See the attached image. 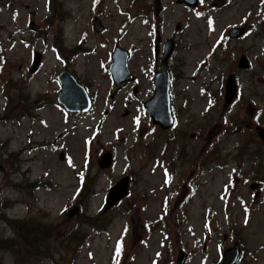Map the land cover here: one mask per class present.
Listing matches in <instances>:
<instances>
[{"label": "rangeland", "instance_id": "obj_1", "mask_svg": "<svg viewBox=\"0 0 264 264\" xmlns=\"http://www.w3.org/2000/svg\"><path fill=\"white\" fill-rule=\"evenodd\" d=\"M160 5L155 15L154 0H0V243L14 238L15 221L38 227L44 246L20 264H174L181 251L183 264H220L234 242L237 264H264V2ZM237 26L244 35L228 37ZM157 35L160 52L175 40L165 130L142 105L160 67ZM115 45L129 51L134 75L120 86L108 72ZM243 54L248 68L237 67ZM65 67L91 99L86 112L57 102ZM231 73L237 96L223 109ZM107 151L113 164L102 169ZM125 175L128 194L105 209ZM79 226L85 242L67 245ZM0 245V264H14Z\"/></svg>", "mask_w": 264, "mask_h": 264}, {"label": "water", "instance_id": "obj_2", "mask_svg": "<svg viewBox=\"0 0 264 264\" xmlns=\"http://www.w3.org/2000/svg\"><path fill=\"white\" fill-rule=\"evenodd\" d=\"M178 3H184L187 6L195 7L198 0H178ZM163 6L160 5V0H154V13L159 15ZM30 27L35 29L36 26L30 23ZM95 30L100 31L102 25L96 20ZM178 29V27H177ZM244 33L243 27H232L228 30L230 37L238 38ZM160 37L156 36L155 40V59L160 62V67L154 73L153 85L154 89L151 97L143 102L146 112L151 117L154 124L159 125L162 129H168L173 123V115L170 106L169 86H170V74L168 70V61L174 50V39L167 38L164 42L163 49L159 54ZM130 55L129 52L115 45L110 53V66L109 72L112 80L116 86L124 82H129L133 79L128 68V61ZM41 54L37 51L33 56L32 63L29 67V71L34 73L40 64ZM249 60L243 54L240 55L237 61L239 68H248ZM57 79L59 81L60 89L57 93V102L63 105V107L71 112L87 111L91 106L90 97L86 92V89L81 86L74 76L65 67L58 73ZM136 89H134V93ZM237 96V82L234 74H228L224 81V100L222 108L226 109ZM257 134L264 141V127H257ZM98 165L100 168L105 169L112 163L111 152H104L98 157ZM129 177L124 176L120 178L108 191L105 202V209L117 204L128 193ZM1 202V201H0ZM76 210V207L72 208L68 215L72 216V213ZM240 257V247L238 242H234L233 246L223 251V256L220 264H236ZM186 255L184 252H180L176 258L175 264H183Z\"/></svg>", "mask_w": 264, "mask_h": 264}, {"label": "trees", "instance_id": "obj_3", "mask_svg": "<svg viewBox=\"0 0 264 264\" xmlns=\"http://www.w3.org/2000/svg\"><path fill=\"white\" fill-rule=\"evenodd\" d=\"M11 99L12 98L9 96V99L7 100V105H8L7 109L10 108L9 104L11 102L9 100ZM16 107L17 106H15V108ZM82 187L79 190V192L82 191L83 189ZM79 192L77 193V195L79 194ZM12 224H15V227L13 228L15 231L14 238H10L6 241H2L0 244H2L3 247L9 246L8 248H10V250L13 251V254L16 257L14 264H20L26 254H29V255L31 254L30 256H33V257L34 255L35 257H38V258L41 257L44 254L41 251L44 246H42V244H37L39 243V241L37 240V236H40V234H37V233L40 232V229L36 227L34 224H31L29 222H20L19 224H17L15 221H13ZM82 232L83 231L80 229V226H79L78 229H75L74 233L69 234L67 236L66 244L72 245L73 247L82 245L86 240V233H82ZM33 235L34 237H32ZM0 248H1V245H0ZM68 252H69V249H65V255H67Z\"/></svg>", "mask_w": 264, "mask_h": 264}, {"label": "snow or ice", "instance_id": "obj_4", "mask_svg": "<svg viewBox=\"0 0 264 264\" xmlns=\"http://www.w3.org/2000/svg\"><path fill=\"white\" fill-rule=\"evenodd\" d=\"M201 2H203V0H201ZM262 2H264V0H262ZM197 15L199 16V15H201V14H200V13H197ZM13 18L15 19V16H14ZM209 24L211 25V21H209ZM169 179H170V178H169V176H168V173L165 172V183H168V182H169ZM245 222H247V218H246ZM121 248H122V245H121V243L118 241V242H117V247H116V256H117V257H118L119 254H120Z\"/></svg>", "mask_w": 264, "mask_h": 264}]
</instances>
